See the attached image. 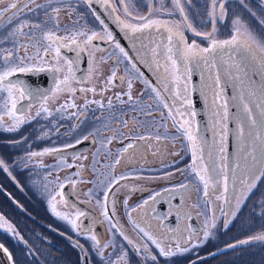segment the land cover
Instances as JSON below:
<instances>
[{"label":"flooded vegetation","instance_id":"1","mask_svg":"<svg viewBox=\"0 0 264 264\" xmlns=\"http://www.w3.org/2000/svg\"><path fill=\"white\" fill-rule=\"evenodd\" d=\"M159 1L163 7L168 4L175 10L172 13L180 18L184 28L180 32L187 44L195 43L202 48V42L212 38L219 41L230 39L240 28V39L247 41L251 49L252 41L264 48V0H215V9L212 0L210 35L205 36L196 35L194 22L193 26L185 10L181 13L173 0H107V3L93 0L91 6L88 0H4L0 3V13L7 17L0 24V30L5 25V47L12 49L13 56L20 55L26 61L21 67L32 68L29 72H17L10 79L22 82L24 87L39 94H42L39 87L47 85L43 96L38 94L18 100L17 107L24 109V123L9 131L12 121L5 117L6 123L0 125V161H3L0 166V199L5 200L0 216L12 227L9 231L5 226V249L11 256V264H121L118 254L122 249L132 250L122 238L132 240L137 235L145 241L142 233L154 235L150 232L156 228L158 237H163L161 240L165 244L182 248L181 240L188 241L189 235L201 234L203 225L196 215L187 217L183 205L186 193H192L194 199L201 197L203 184L190 170V146L168 118L170 108L173 112L190 109L177 120L192 119V127L203 142L204 166L220 181L214 183V193L224 185V175H218L224 166L227 175L225 204L231 212V229L237 224L244 225V213L250 202L246 199L240 213L233 218L235 197L248 188V184L241 185V177L246 181L258 178L254 190L258 191L264 206V147L258 138L264 137V115L261 114L264 111L263 63L243 47L225 48L213 58L216 66L211 68L212 81L220 91L222 103L227 106L224 130L219 132L224 137L221 152L215 137L220 135L211 127L210 105L203 91L207 80L203 62L193 61L189 65L191 74L184 80L191 105L184 104L176 98L178 89L171 83L170 75L157 69L151 51L158 45H167L168 36L155 27L137 33L123 27L124 24L142 25L144 21L139 17L153 19ZM12 3H27L28 7L12 15L8 11ZM180 5L184 9V0H180ZM125 6L130 14L125 13ZM160 12L170 17L171 13ZM18 20L29 24L23 32L31 31L34 33L32 38L12 35ZM237 20L239 24L235 23ZM36 24L40 27H33ZM189 24L191 29L187 27ZM249 29L254 32L252 41ZM47 31L61 38L81 31L88 35L95 32L97 38L86 44V36H77L80 49L72 46L70 40L63 39L60 49L63 59L59 60V66L65 71L57 73L50 70L57 66L54 53L45 56L43 51L45 42L42 37ZM174 42L173 51L183 48L178 37H174ZM116 43L128 54L127 58L116 49ZM37 51L40 56L36 55ZM69 60L74 61L75 78L70 82L74 95L69 91L57 92L55 88L66 74V61ZM163 63H169L166 57ZM230 63L242 66L240 79L229 74L232 71ZM178 66L182 67L179 60ZM113 72L116 78L108 83ZM164 77L169 79L168 91L164 89ZM216 77H219V83L215 82ZM129 80L132 83L131 101L127 95ZM149 85L160 93L159 100ZM184 87L182 84L180 90ZM82 88H94L95 92H82ZM198 94L204 105V117L198 111ZM241 96L245 97L244 103L251 115L243 111ZM65 104H75L76 107L64 109ZM42 105L47 112L41 111ZM191 112L195 115L191 116ZM164 124L168 127H161ZM141 134L151 139H138ZM157 135L161 137L159 141L155 139ZM112 137H115L112 143L107 144L108 138ZM129 142L138 148L131 156L124 154L125 159L113 171L109 166ZM53 148L59 151L37 157L29 155ZM209 151L212 152L211 159ZM242 155L247 159L241 160ZM78 171L80 175L75 174ZM121 175L128 178L114 185L105 204L108 182ZM58 192L62 197L57 195ZM53 196H56L55 201ZM203 199L212 200V193L207 197L203 195ZM144 201L148 203L143 208L138 207ZM53 205L61 216L54 214ZM105 208L107 219L103 215ZM133 208L137 210L133 212ZM78 212L84 215L77 217ZM62 216L75 220L76 228ZM194 218L201 225L199 233H194L191 228ZM174 233L177 236L174 237ZM93 236L95 240L91 238ZM199 261L197 259L194 263Z\"/></svg>","mask_w":264,"mask_h":264},{"label":"snow or ice","instance_id":"2","mask_svg":"<svg viewBox=\"0 0 264 264\" xmlns=\"http://www.w3.org/2000/svg\"><path fill=\"white\" fill-rule=\"evenodd\" d=\"M4 0H0V3H3ZM34 2V0H33ZM93 2V0H88L89 5L91 6V3ZM102 3H107V0H101ZM123 2V0H122ZM173 3L176 5L177 8H179L180 12L183 13L184 9L183 7H181L180 5V0H173ZM28 4L27 3H12L10 5V9L8 10L12 15H15L17 11H19L21 8H27ZM37 7H40L39 5H37ZM216 4H215V0H213V8L215 9ZM219 7L221 8V10L223 9V5H219ZM31 10V9H30ZM54 11H59V9H54ZM125 13L126 14H130L128 13L127 7L125 6ZM0 17L2 18H7L4 17L3 13H0ZM135 18V17H134ZM139 19L143 20L144 23L142 25H133V24H124L123 27L130 30L133 33H137V32H141L144 31L145 29H149L152 27H155L157 31L163 29L164 31H166L168 33V44L167 45H158L157 48H153L151 49L152 53H153V59H154V63L157 66V69H163V71L165 73H168L171 77V83L174 84L176 86V88L178 89L177 93H176V98L180 99L183 101L184 104H188L191 105V100L188 98L187 95V86H186V82L184 80L185 76H189L191 74V68L189 67V65L193 62L196 61L198 64L200 62H203V64L209 68H214L215 62H214V56L217 52L225 49V48H232V49H236V48H245L248 49L249 51H251V48L249 46V44L247 43V41L240 39V29L237 28L235 31V34L231 36L230 39L227 40H223V41H219L216 40L214 38L211 39L210 41V46L206 47V48H200L198 45H196L195 43L193 44H187L186 41L183 40V34L181 32H177L174 31L171 27H168L166 22H163L159 19H150L148 17H139ZM185 21L187 20V17H184ZM123 23V22H121ZM236 24H239L240 22L237 20L235 22ZM28 25H26L25 23H21L19 22V20L16 23L15 26V32L12 33L13 36H17V35H26L29 38H32L34 36V33H32L31 31L28 33H24L23 29L24 27H26ZM33 27H37L39 28L40 25L36 24L33 25ZM187 27L189 29H191V25H187ZM193 31H195L193 29ZM215 32V28H213V34ZM196 35H201V33L197 32ZM205 35H210V34H205ZM77 36H86V44H91V42L97 38V33L93 32L91 35L86 34L85 32H78L73 34L70 37H58L54 32L52 31H47L43 34L42 40L45 42L44 44V55L47 56L49 54V52H53L54 53V59L56 60L57 66L54 69H50L54 72H63L65 71L64 68L59 66V60L63 59V57H61V53H60V49L62 46L61 41L63 39H68L71 42L72 46H75L77 49H80L81 45L77 40ZM174 37H178L181 42L184 44L183 48H176L175 51H173V48L175 46V42H174ZM109 39L111 40V34H109ZM25 51L27 52V46L25 45ZM116 49L119 50V52L125 57L127 58V53L124 51V49L122 47H120L119 43L115 44ZM79 52H77V57H79ZM14 53L13 52H8L6 55L0 54V59L3 60V65H0V93H4L6 94V100L4 101L3 104V114H0V125H3L4 123H6L5 121V117H8L9 120L12 121L11 126L7 129L9 131L15 130L16 128H18L19 125H21L22 123L25 122L24 120V109L22 107L18 108L17 104H18V100H23L25 98H29V97H36L38 94L26 87H24L23 83L20 81H16L13 82L10 78L12 76H14L17 72H29L32 70L31 67L25 66V67H21V66H12L10 64L12 57H13ZM37 56H40V52L37 51L36 53ZM166 57L168 60V64H164L163 63V58ZM178 60L180 61V63L182 64L181 66H178ZM20 64H23V59L20 60ZM67 64V69H66V74L63 76L62 79H60L56 84H55V88L57 92H64V91H69L72 95L75 94L74 90L71 89V80L74 79V74H73V64L74 61H66ZM133 68H135V65H133ZM229 69L232 70L229 72L230 75L233 76L234 79H240V73L242 71V66L240 64L237 63H230L229 64ZM37 70H43L41 68H38ZM116 78V74L115 72H113L112 76L109 77L108 83H112L113 80ZM215 82L219 83V77L215 78ZM163 84H164V89L165 91H168V84H169V79L168 77H164L163 78ZM184 84L185 87L184 89L181 91V85ZM149 87L151 88L152 92L155 93L156 99H160V93L157 91V89H155L154 87H152L151 85H149ZM128 88L129 91L127 93L128 95V100L131 101L132 100V95H131V88H132V83L131 80H129L128 82ZM80 91H91V92H95L94 88H89V89H81ZM212 94L213 97L215 99H219V94L215 91V89L212 90ZM40 96H43V94H39ZM120 97L117 96V99H119ZM264 99V98H262ZM239 100L241 102L243 111L245 113H247L248 115H251L250 109L248 108V105L246 103H244L245 101V97L241 96L239 97ZM94 103H98L100 104V102L98 101H94ZM109 107H111L112 102L111 100H109ZM161 103H163L161 101ZM101 107H103V104H100ZM67 107H73L75 108L76 105L75 104H65L62 106V108L66 109ZM164 107H169L167 104H164ZM175 107V106H173ZM217 107V115H220V109H223V116L221 117V120L218 121V123H220V127L222 129V132L224 130V125L222 123L223 119H225L227 117V106L223 103L219 104ZM181 108H183V104L181 105ZM61 109H58L57 111H60ZM41 111L42 112H47V108H45L43 105L41 106ZM190 109L185 108L183 111H180L179 109H177L175 112L172 111V109L170 108L169 113H168V118L172 120L173 122V126H175L177 128V131L181 132V135L188 141V144L190 146V151H191V155H192V164L189 166L191 172L195 173V175L199 178L200 182L203 184V193L204 196L207 197L209 195V186L210 184H218L220 181L218 179L217 176H212L210 175V170L208 167L204 166V161H203V142L201 140L198 139L196 131L193 129L192 124L193 121L192 119H183V120H177V117H184L186 113H189ZM151 114V113H149ZM262 115H264V111H262L261 113ZM37 115H40V112H37ZM73 115H75V113H73ZM191 116H194L195 113L191 112L190 113ZM254 123V121H253ZM125 127H127V121L124 122ZM161 127L167 128L168 125L164 124L161 125ZM241 134H242V130H241ZM218 135H220L221 137V143H220V151L222 152L223 149V134L222 133H218ZM86 139V137H84ZM115 137L112 138H108L107 140V144H111L112 140ZM140 140H145V139H151V137L149 136H145L143 134H141L139 137H137ZM259 139H261V145L262 147H264V137H258ZM155 139L157 141H159L161 139V137L159 135H157L155 137ZM78 143L80 141H77ZM123 144V141H120ZM72 146V145H69ZM138 148V145L133 144L131 142L127 143L117 154L116 159L113 161V163L109 166L110 168L113 169V171L115 170V167L117 165H120L122 163V160L125 159V155L124 154H129V156L133 155L136 151V149ZM129 150H132V152L130 153ZM59 149H45L42 152H31L29 153V155L31 157H37V156H44L47 154H51L52 152H58ZM209 155V159H211L212 156V152L209 151L208 153ZM221 159H223V157H221ZM247 156L242 155L241 156V160H246ZM254 159V157H253ZM0 166H3V161H0ZM240 165L237 164V167H239ZM67 167H76L75 165H67ZM81 168L83 167L82 165L80 166ZM76 175H80V172L78 171L77 173H75ZM218 175H224V190L225 192H227V175L225 173H223V170L220 171V173ZM128 177L125 175H121L118 178H114L113 180H110L108 182V188L107 191L105 192V204L107 203L108 200V192L112 191V188L114 187V185L119 184L121 180L127 179ZM254 179V178H253ZM240 183L242 186H244L245 184H248L250 186L252 185V180H245L243 177H241L240 179ZM61 187H63V185H61ZM180 187L182 188H186L187 185H181ZM57 195H61L62 197V193H57ZM157 195H159V193H157ZM221 196H217V199H221ZM56 196L52 197V200L55 201ZM153 200H155V197H152ZM148 201H144L143 204L139 205L138 207L143 208L145 204H147ZM125 206H127V201H125ZM136 208H133L132 211H136ZM52 211L54 212V214H56L57 216H61V213L56 211L55 206H52ZM113 214L114 213V209H113ZM84 215V213L82 212H78L77 213V217ZM103 215L105 216V218H108V211L105 208V211L103 212ZM61 218L68 220V222L72 225L73 228H76V222L75 220H71L69 219L67 216H62ZM0 221H3V223H0V227H5L7 226V229L9 231H12V227L11 225H8L6 221H4V218L2 216H0ZM116 225H113V227H115ZM141 231H144L143 229H141ZM144 235L147 237L148 240H150L152 242V244L156 245V247L159 249L160 253L162 255L168 256V255H172L173 253L171 251H165L164 247L159 244L157 242V239L154 238L151 234H149L148 232H144ZM208 232H204V237L205 239H207L208 237ZM93 240H95V237H91ZM161 239H163V237H161ZM253 240H261L264 241V233H261L257 236L252 237ZM240 243L243 244H247L249 243V241L245 240V241H241ZM235 245H232V247H234ZM0 248H3V245H0ZM177 248L179 250V245H177ZM5 252H7V249H4ZM153 259H155V257H152ZM9 259H11V256L9 255Z\"/></svg>","mask_w":264,"mask_h":264},{"label":"rangeland","instance_id":"3","mask_svg":"<svg viewBox=\"0 0 264 264\" xmlns=\"http://www.w3.org/2000/svg\"><path fill=\"white\" fill-rule=\"evenodd\" d=\"M212 0H184V10L186 16L190 19L191 24L193 22L196 26L194 30L201 33V35L209 34V24H210V12H211ZM252 9H255L251 7ZM3 10H5L3 8ZM169 12L170 17H165L160 11ZM170 5L163 7L159 1V7H157V12L155 19H159L166 22L168 27H171L174 31L180 32L184 31L181 26L180 18ZM164 18H167L164 21ZM29 26V24L25 23ZM28 26L24 27L27 28ZM194 26V25H193ZM240 29V28H239ZM161 33L164 32L166 36L168 33L163 29L159 30ZM249 38L252 41L254 32L249 29ZM253 48L251 51L258 57L261 63L264 65V48L262 49L257 43L253 42ZM202 48L210 46V41L206 40L202 42ZM12 49L5 47V25L0 30V54L6 55L11 52ZM44 51V50H43ZM20 55L13 56L10 64L12 66H22L26 61L23 60V64H20ZM0 65H3V60L0 59ZM203 69L207 80L203 85V91L208 98L210 105V117L213 127V132L219 133L221 131L220 123L223 116V109H220V115H217V107L223 102L220 91L215 87L212 81V71L211 68L203 64ZM2 70V69H0ZM219 94V99H215L212 94V90ZM5 101V94L0 93V114H3V106ZM224 104V103H223ZM224 125V119L222 121ZM217 140V146H220V137L215 136ZM223 173H225L224 166H222ZM257 177L252 178V185H248V188L243 190L242 193L235 197L233 213L235 218L238 213H240V208L243 207L246 199L250 200L248 206L246 207L244 213V225L241 226L237 224L234 229H231L230 221H232L230 209L227 208L225 204V190L224 185H221L220 189L214 193V183L209 186V193H212V200L203 199V185H201V197L193 198L192 193H186L184 199V205L186 216L196 215L201 224L203 225V232L199 235L193 236L189 235V240H181L184 247L178 248L173 244L168 246L165 244L158 236V232L155 229L151 230L150 233L154 238L158 237L157 242L161 244L165 251H171L172 255H162L156 245L152 244L150 240L143 234L145 241L142 238H137L132 240L123 241L132 250L127 252L122 249L119 258L121 264H264V241L253 240L252 237L264 233V206L262 204V198L259 196L258 191L255 192L254 186L257 182ZM209 196V195H208ZM211 196V195H210ZM217 196H221V199H217ZM5 206V200L0 199V208ZM248 219V220H246ZM5 221V220H4ZM0 223H2L0 221ZM244 229V230H241ZM204 232H208V237L205 239ZM111 234H114L111 232ZM173 236H177L176 233ZM169 237H171L169 235ZM249 241L247 244L240 243L241 241ZM173 242V241H172ZM0 243L5 246V227H0ZM232 245H235L232 247ZM127 252V253H126ZM212 253H216L214 257L209 258L207 261L195 262L197 259L209 256ZM152 257H155L153 259Z\"/></svg>","mask_w":264,"mask_h":264},{"label":"water","instance_id":"4","mask_svg":"<svg viewBox=\"0 0 264 264\" xmlns=\"http://www.w3.org/2000/svg\"><path fill=\"white\" fill-rule=\"evenodd\" d=\"M4 17H6L5 14H4ZM4 19L5 18H2V17L0 18V24L2 23V21ZM46 81H47V79H46ZM46 88H47V85L43 84L39 87L38 91L42 92V94H45ZM37 94H39V93H37ZM197 97L199 99L198 104H197V106H199L198 111L201 114V116L204 117L203 102H201L199 94L197 95ZM191 228H192L194 233H199L201 231V225L197 222V220L195 218H194V221H192V227ZM0 245H2V244L0 243ZM4 249H5L4 246H3V248H0V264H11L9 256H8L7 252L4 251Z\"/></svg>","mask_w":264,"mask_h":264},{"label":"trees","instance_id":"5","mask_svg":"<svg viewBox=\"0 0 264 264\" xmlns=\"http://www.w3.org/2000/svg\"><path fill=\"white\" fill-rule=\"evenodd\" d=\"M215 254H216V253H212L211 255H209V256H207V257L205 256L204 258H201L199 262L207 261V260H209V258L214 257Z\"/></svg>","mask_w":264,"mask_h":264},{"label":"bare ground","instance_id":"6","mask_svg":"<svg viewBox=\"0 0 264 264\" xmlns=\"http://www.w3.org/2000/svg\"><path fill=\"white\" fill-rule=\"evenodd\" d=\"M5 247V246H4Z\"/></svg>","mask_w":264,"mask_h":264}]
</instances>
